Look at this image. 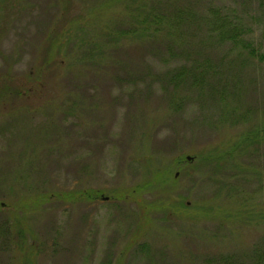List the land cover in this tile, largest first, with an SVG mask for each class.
<instances>
[{
	"label": "rangeland",
	"instance_id": "obj_1",
	"mask_svg": "<svg viewBox=\"0 0 264 264\" xmlns=\"http://www.w3.org/2000/svg\"><path fill=\"white\" fill-rule=\"evenodd\" d=\"M261 1L0 0V264H264Z\"/></svg>",
	"mask_w": 264,
	"mask_h": 264
},
{
	"label": "trees",
	"instance_id": "obj_2",
	"mask_svg": "<svg viewBox=\"0 0 264 264\" xmlns=\"http://www.w3.org/2000/svg\"><path fill=\"white\" fill-rule=\"evenodd\" d=\"M243 1H244V4L247 5V4H249L253 1H256V0H243ZM259 1H260L259 3H261L263 5V2L261 0H259ZM225 15L226 16L222 18L223 20L221 22L222 29L226 25V22H228V23H230L229 21H232V22L230 23L229 31L227 33H224L223 38L233 39L234 46L241 44L243 42H246V39L244 37V33L248 32V28H245L243 25H241V21L239 18L236 22H234V19L233 20L230 19V15H227V14H225ZM246 43L249 44V42H246ZM248 44H245L246 48L249 47Z\"/></svg>",
	"mask_w": 264,
	"mask_h": 264
},
{
	"label": "water",
	"instance_id": "obj_3",
	"mask_svg": "<svg viewBox=\"0 0 264 264\" xmlns=\"http://www.w3.org/2000/svg\"><path fill=\"white\" fill-rule=\"evenodd\" d=\"M188 158H189V156H188Z\"/></svg>",
	"mask_w": 264,
	"mask_h": 264
}]
</instances>
